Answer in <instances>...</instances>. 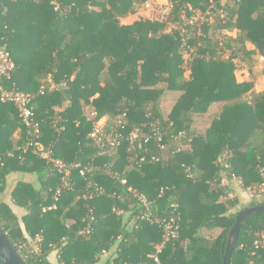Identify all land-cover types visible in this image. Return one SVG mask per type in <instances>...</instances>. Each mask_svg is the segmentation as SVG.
I'll use <instances>...</instances> for the list:
<instances>
[{
    "label": "trees",
    "instance_id": "obj_1",
    "mask_svg": "<svg viewBox=\"0 0 264 264\" xmlns=\"http://www.w3.org/2000/svg\"><path fill=\"white\" fill-rule=\"evenodd\" d=\"M222 1L173 0L165 21L122 25L120 19L148 0H0V46L16 63L6 86L34 95L45 87L34 102L45 148L65 162L100 168L87 179L75 172V188L58 195L61 176L26 149L28 130L16 107L0 103V228L28 264H55L54 256L56 264H99L107 253L112 256L102 264H155L161 230L130 224L138 206L134 192L151 200L161 217L174 204L181 212L179 236L160 255L162 264H223L239 212L264 205L243 206L228 198L232 186H223L225 178L244 190L263 183L264 92L256 93L253 81L238 83L235 60L246 43L264 57V0ZM198 13L214 16L216 30L237 31L233 41L240 48L213 41L208 19L189 24ZM167 95L176 100L164 113ZM215 105L201 132L197 117ZM86 109L97 116L91 119ZM123 115L124 130L118 125ZM101 117L111 136L126 137L135 128L153 136L154 123L165 149L155 139L134 147L124 140L116 152L101 155L88 138ZM152 155L159 161L139 162ZM94 183L104 194L83 199ZM9 203L21 209V218ZM216 229V237L207 236ZM231 264H264V214L243 221Z\"/></svg>",
    "mask_w": 264,
    "mask_h": 264
},
{
    "label": "built area",
    "instance_id": "obj_2",
    "mask_svg": "<svg viewBox=\"0 0 264 264\" xmlns=\"http://www.w3.org/2000/svg\"><path fill=\"white\" fill-rule=\"evenodd\" d=\"M20 1V0H12ZM37 1V0H29ZM239 2V0H236ZM202 15V14H201ZM204 16V15H203ZM223 16V15H222ZM199 18H194L189 21V24H195L198 22H203ZM16 70V63L11 58V55L8 51L0 46V103L2 104H12L16 107L19 117L23 126L28 130V138L30 139L27 148H32L34 153L42 160L50 164L53 169L61 176V187L57 189V194L60 195L63 190L72 191L75 188L74 173L78 172L80 177L87 179V176H95L100 168L95 164L82 165L80 162H65L59 158H56L50 149H46L43 140H42V126L40 122L36 119L34 102L36 96L44 95L46 92L45 87H41L38 94L34 95L31 93H25L15 88H8L6 83L11 81L12 75ZM51 88H54L55 84L50 79ZM97 114L93 112L91 114V119L95 118ZM125 115L122 116V119L119 120V128H125ZM151 131L153 136L146 135L143 128H135L129 132L125 137L121 132H114V135L111 136L107 132V117H101L93 122V128L88 138L90 141L95 144L101 155H110L122 146L124 140L128 141L132 147L137 142L143 141L144 144H149L152 139L156 140L158 145L162 150L165 149L163 144V136L160 130L155 126L154 123H151ZM19 134L21 135L20 131ZM185 139V137H184ZM181 148H183L181 146ZM181 150V149H180ZM146 153H150V149L145 150ZM159 158L155 155L150 157V160L147 161L145 156L139 158L140 163H152L158 162ZM263 183L260 185L250 187L247 190L250 193H264V169L261 170ZM234 180H236L234 178ZM238 181V180H236ZM125 181H123L124 183ZM242 186V183L238 181ZM89 187H92V190L84 192L82 198L88 201H92L101 195L104 194L105 190L102 186L97 183L90 184ZM165 189H161L160 196L164 193ZM134 197L138 201V206L136 214L133 215L130 220V224L135 223L136 221L147 222L150 224H156L160 227L161 230V242L156 246V252L152 255V259L155 264H162L160 255L166 249L169 243L176 240L179 236L181 227H182V216L179 210L178 205L174 204L171 206L170 215L166 217H161L158 215L153 208V202L149 200L144 194L134 192ZM117 215H123L125 218L130 219L129 214H125L122 210L114 209Z\"/></svg>",
    "mask_w": 264,
    "mask_h": 264
},
{
    "label": "rangeland",
    "instance_id": "obj_3",
    "mask_svg": "<svg viewBox=\"0 0 264 264\" xmlns=\"http://www.w3.org/2000/svg\"><path fill=\"white\" fill-rule=\"evenodd\" d=\"M172 1L173 0H148V2L140 5L139 7H137V11L136 14L134 15H130L127 18L124 19H120V23L122 25H132L133 23H135L136 21H140V20H151V21H165L167 20L169 13L171 11L172 8ZM227 2V0H223L222 3ZM211 16V15H210ZM196 18H199L200 20H206L209 21V24L211 25V29L209 31V35L211 37V39L213 41H218L220 46H222L223 48H226V46H230V48L233 50H238V48H240V46H238L233 40L236 38L237 32L236 31H226V30H216L215 29V17H205L203 15H201V13H198V15L196 16ZM173 26H170V28L167 30V32H169L171 29H173ZM230 39H227V38ZM227 41V42H226ZM226 43V44H225ZM246 48V46H245ZM227 52L225 54V56H229L231 54V51L226 49ZM234 51V52H236ZM247 51H245V53L241 52L238 54L239 58H237L235 60V62L237 63L238 66L242 65V62L244 61L246 63V65L248 66L250 73L253 74H258L261 73V71H263L264 69V64L261 63L262 59H259L258 56H260L258 54V51L256 49H254L253 51H251L250 53H246ZM243 55V56H242ZM256 56V58H255ZM189 57V54L184 52V58L187 59ZM243 59V61H242ZM264 62V61H263ZM241 73V72H239ZM246 75V73L244 74V76ZM185 76L188 77L189 76V72L187 71L185 73ZM163 86V85H162ZM176 100V96L175 95H167L165 97H163L162 99V103H161V107L164 113H168L171 110V106L172 104L175 102ZM218 110V109H217ZM213 111V113L210 115H200L197 117L195 125L196 127H198V129L203 132L205 131L208 126L210 125L211 122V117L217 112ZM209 113V111H208ZM86 114L91 117L92 111L90 109H86ZM19 131L18 130L13 136L14 138H18L19 137ZM232 192H228V198L233 200L234 198H238L239 201H241L239 195L240 194V190H243L242 186L239 184L238 181H234V183L232 184ZM246 194L248 197H250V202L255 201L256 203H260L262 202V200H264V193H250L248 190H246ZM245 204H243L244 206ZM242 209L241 204L237 207L236 210H240ZM235 210V211H236ZM17 215L21 218L23 215V212L20 211V209H18V213ZM219 232H221V230L219 231H215L213 233H209L207 234V236H210L212 238L216 237ZM30 244L32 245L31 248L34 251L38 250V245L34 242H30ZM58 258L56 256L53 257L52 262H54L55 264L57 263Z\"/></svg>",
    "mask_w": 264,
    "mask_h": 264
},
{
    "label": "water",
    "instance_id": "obj_4",
    "mask_svg": "<svg viewBox=\"0 0 264 264\" xmlns=\"http://www.w3.org/2000/svg\"><path fill=\"white\" fill-rule=\"evenodd\" d=\"M264 214V205L246 208L239 212L235 224L229 232L223 264H231L233 251L239 241L242 223L245 219ZM0 263L1 264H28L20 253L11 244L6 234L0 228Z\"/></svg>",
    "mask_w": 264,
    "mask_h": 264
},
{
    "label": "crops",
    "instance_id": "obj_5",
    "mask_svg": "<svg viewBox=\"0 0 264 264\" xmlns=\"http://www.w3.org/2000/svg\"><path fill=\"white\" fill-rule=\"evenodd\" d=\"M237 32V31H236ZM255 49V47L251 44V43H246V53L248 54V52L250 53L251 51H253ZM259 59H262L261 63L264 64V57H261V56H258ZM256 58V56H255ZM243 61V59H242ZM238 66V65H237ZM238 70L236 71L235 75H236V79L238 81V83H243V82H249V81H253L254 82V91L256 93H262L264 92V74L262 73H258V74H251L250 73V70L248 68V66L246 65V63L243 61L242 62V65L238 66ZM241 72V73H239ZM246 73V75L244 76V74ZM218 105H215V106H212L210 107L209 109V113H206V115H211L213 113V111H216L218 108H217ZM218 111V110H217ZM204 116V115H203ZM196 127V125H195ZM199 127V126H198ZM198 127H196L198 129ZM235 180H228V179H224L223 181V186H233L232 184L234 183ZM240 194H237L239 195L240 199H241V204H249L250 203V197L247 196L246 194V190H240L239 192ZM9 205L12 207L13 211L17 214L18 213V208L17 206H14L12 205V203H9ZM21 211V209H20ZM217 232L219 231L218 229L216 230H211V231H208V233H213V232ZM112 256V253H107L105 254L103 257H102V260L99 264H102L104 261L110 259Z\"/></svg>",
    "mask_w": 264,
    "mask_h": 264
}]
</instances>
